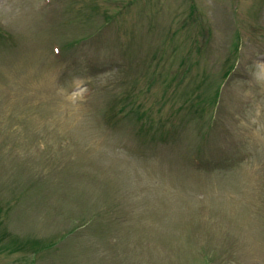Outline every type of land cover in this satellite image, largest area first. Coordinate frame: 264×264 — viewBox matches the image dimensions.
Segmentation results:
<instances>
[{
	"label": "rangeland",
	"instance_id": "obj_1",
	"mask_svg": "<svg viewBox=\"0 0 264 264\" xmlns=\"http://www.w3.org/2000/svg\"><path fill=\"white\" fill-rule=\"evenodd\" d=\"M132 2L0 0V264H264V0Z\"/></svg>",
	"mask_w": 264,
	"mask_h": 264
}]
</instances>
